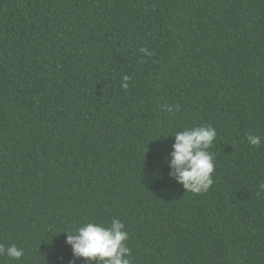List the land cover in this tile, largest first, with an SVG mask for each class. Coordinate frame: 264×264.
I'll return each instance as SVG.
<instances>
[{"label":"trees","instance_id":"1","mask_svg":"<svg viewBox=\"0 0 264 264\" xmlns=\"http://www.w3.org/2000/svg\"><path fill=\"white\" fill-rule=\"evenodd\" d=\"M199 125L197 194L170 162ZM261 184L264 0H0V264H95L64 231L113 218L131 264H264Z\"/></svg>","mask_w":264,"mask_h":264},{"label":"clouds","instance_id":"2","mask_svg":"<svg viewBox=\"0 0 264 264\" xmlns=\"http://www.w3.org/2000/svg\"><path fill=\"white\" fill-rule=\"evenodd\" d=\"M141 51L149 54L146 49ZM127 75L123 77L122 87L128 88ZM171 111V109H169ZM217 132L211 125H199L175 131L173 151L171 152L170 172L183 189L192 193H202L213 183L214 153L209 151L216 140ZM250 146L259 147L261 138L246 134ZM264 190V184L260 185ZM69 233L66 242L71 245L74 257L94 261L95 264H131L130 249L125 242L128 232L119 218H113L107 226L103 223L89 221L80 226L65 230ZM0 256L11 260H20L24 249L16 244H0Z\"/></svg>","mask_w":264,"mask_h":264}]
</instances>
